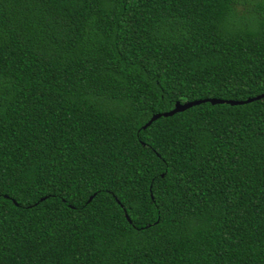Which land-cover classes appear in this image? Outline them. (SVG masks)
<instances>
[{
  "label": "trees",
  "instance_id": "trees-1",
  "mask_svg": "<svg viewBox=\"0 0 264 264\" xmlns=\"http://www.w3.org/2000/svg\"><path fill=\"white\" fill-rule=\"evenodd\" d=\"M263 93L264 0H0V264H264V97L143 128Z\"/></svg>",
  "mask_w": 264,
  "mask_h": 264
},
{
  "label": "water",
  "instance_id": "water-1",
  "mask_svg": "<svg viewBox=\"0 0 264 264\" xmlns=\"http://www.w3.org/2000/svg\"><path fill=\"white\" fill-rule=\"evenodd\" d=\"M262 97H264V93L259 95V96L254 97V98H248L246 100H239V101H237V100H221V99L207 98V99L194 100V101H189V102H184V103L176 102L174 104V107L170 111L152 115L151 118L148 120V122L143 126V128L148 126L152 121L156 120L159 117H169V116L173 115L174 113L184 111L185 109H187L189 107H192L194 105H198V104H201V103H210L212 105H214V104H223V103L224 104H229V105H241V104L252 102L253 100H257V99L262 98ZM125 217L129 221V219H128L126 214H125Z\"/></svg>",
  "mask_w": 264,
  "mask_h": 264
}]
</instances>
